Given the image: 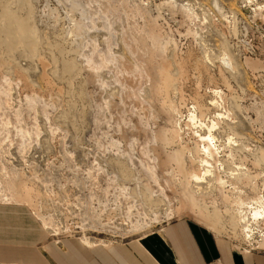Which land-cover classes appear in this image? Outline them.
<instances>
[{"label":"rangeland","instance_id":"obj_1","mask_svg":"<svg viewBox=\"0 0 264 264\" xmlns=\"http://www.w3.org/2000/svg\"><path fill=\"white\" fill-rule=\"evenodd\" d=\"M3 214L45 258L177 219L264 255V0H0Z\"/></svg>","mask_w":264,"mask_h":264},{"label":"crops","instance_id":"obj_2","mask_svg":"<svg viewBox=\"0 0 264 264\" xmlns=\"http://www.w3.org/2000/svg\"><path fill=\"white\" fill-rule=\"evenodd\" d=\"M26 219L28 224L19 215L0 216V232L5 243L14 244L1 246L0 251H23L26 248L23 252L29 253L13 264H51L50 261L54 264H264V255L241 254L187 219L170 222L157 236L105 249L86 250L75 242H68L67 253L61 254L56 247L49 246L45 258L35 248L40 243L39 236L30 218ZM3 261L0 260V264H6V260Z\"/></svg>","mask_w":264,"mask_h":264},{"label":"bare ground","instance_id":"obj_3","mask_svg":"<svg viewBox=\"0 0 264 264\" xmlns=\"http://www.w3.org/2000/svg\"><path fill=\"white\" fill-rule=\"evenodd\" d=\"M258 66H260V65H258ZM204 140H206V141H211V139H210V137L208 136L207 138H204V139H202V141H204ZM205 149V151H208L206 148H204ZM208 156H209V154H208ZM202 165L203 166H205V167H209L210 165L207 163V161H202ZM206 169V168H205ZM176 170H178V171H181V169H180V167H178L177 166V169ZM209 173V171H207V170H205L204 172H203V174H201V176L200 175H192L191 176V180L192 181H195L196 183L198 182H200L201 180H204L203 178H204V176L206 175V174H208ZM216 182L218 183V184H223L222 183V181L221 180H219V179H217L216 180ZM15 184H17V183H15ZM12 187H13V189H14V191L17 193V195L16 196H12V197H10V201H13L14 200V202H17V203H21V204H26V203H29V200H30V193L31 192H29V190L26 188V187H24V185H11ZM33 198V197H32ZM13 199V200H12ZM32 200V199H31ZM7 201V200H6ZM258 210L257 209H255V211H253L252 212V219H254V220H256V219H263V216H261V214H259V212H257Z\"/></svg>","mask_w":264,"mask_h":264}]
</instances>
